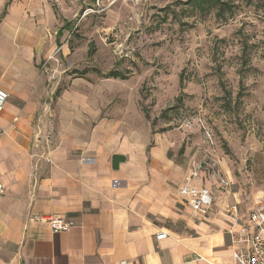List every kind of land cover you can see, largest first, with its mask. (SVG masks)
<instances>
[{
	"label": "crops",
	"instance_id": "obj_1",
	"mask_svg": "<svg viewBox=\"0 0 264 264\" xmlns=\"http://www.w3.org/2000/svg\"><path fill=\"white\" fill-rule=\"evenodd\" d=\"M50 1L0 0V264H233L225 205L197 219L162 150L79 92L56 98L38 60L71 23ZM53 216L72 226L53 232Z\"/></svg>",
	"mask_w": 264,
	"mask_h": 264
},
{
	"label": "rangeland",
	"instance_id": "obj_2",
	"mask_svg": "<svg viewBox=\"0 0 264 264\" xmlns=\"http://www.w3.org/2000/svg\"><path fill=\"white\" fill-rule=\"evenodd\" d=\"M187 1L64 0L71 26L39 70L56 98L85 95L183 181L200 167L217 205L246 212L264 204V0H228L225 19Z\"/></svg>",
	"mask_w": 264,
	"mask_h": 264
},
{
	"label": "built area",
	"instance_id": "obj_3",
	"mask_svg": "<svg viewBox=\"0 0 264 264\" xmlns=\"http://www.w3.org/2000/svg\"><path fill=\"white\" fill-rule=\"evenodd\" d=\"M54 78L51 75L49 82ZM8 99V93L0 88V113ZM200 167L195 168L184 178L177 190L180 203L188 208L191 214L203 221L219 215L214 201L212 188L200 179ZM4 187L0 183V197ZM229 219L225 230L233 264H264V204L260 203L243 212L236 203L224 207ZM53 232L67 231L72 223L65 217L53 216L44 220ZM167 237L166 232L156 235L157 240Z\"/></svg>",
	"mask_w": 264,
	"mask_h": 264
},
{
	"label": "trees",
	"instance_id": "obj_4",
	"mask_svg": "<svg viewBox=\"0 0 264 264\" xmlns=\"http://www.w3.org/2000/svg\"><path fill=\"white\" fill-rule=\"evenodd\" d=\"M250 2V0H245ZM187 5L191 10L200 15L214 14L217 19H225L226 13H231L233 4L228 0H188ZM69 26V24L65 25ZM110 77L114 79H125V76L117 72H111ZM121 160H123L121 158Z\"/></svg>",
	"mask_w": 264,
	"mask_h": 264
}]
</instances>
